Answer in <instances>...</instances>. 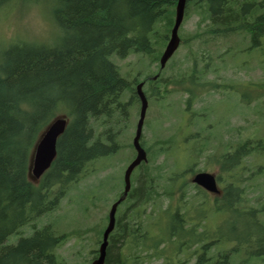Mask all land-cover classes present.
I'll return each instance as SVG.
<instances>
[{
	"label": "trees",
	"instance_id": "trees-1",
	"mask_svg": "<svg viewBox=\"0 0 264 264\" xmlns=\"http://www.w3.org/2000/svg\"><path fill=\"white\" fill-rule=\"evenodd\" d=\"M12 1L0 0V9ZM177 4L178 0H54L52 16L59 31L54 45L21 41L0 51V264H64L57 250L65 237L74 233L58 234L51 216L73 188L107 171L108 161L123 149L124 136L133 124V108L140 102L138 84L143 82V91L149 88L145 95L158 100L166 97L169 85H180L191 97L187 104L192 105V98L198 99L202 92L220 87L232 90L229 84L218 88L212 80H206V74L219 70L206 46H216L218 40L235 35L248 40L236 52L229 48L219 55L223 62L239 51L252 56L262 51L264 0H187L185 16L193 7L200 18L195 34L183 38L193 60L192 70L179 80V76L166 79V70L177 67L175 54L164 69L160 64L175 24ZM193 43L198 44V51ZM132 55L138 56L139 64L134 69L137 73L129 78L118 62ZM154 64L157 70L150 72ZM260 64L264 69V59ZM188 82L193 90L185 87ZM192 114L188 123L182 121L185 129L199 125L195 119L207 121L200 111ZM59 116H65L68 126L58 140L51 168L35 185L29 179L32 154L41 134ZM205 130L204 125L186 135L187 142L197 145V160L201 152L209 149L211 135L204 136ZM155 142L151 148L141 139L148 160L133 175L132 189L117 210L106 264H128L130 259L136 262L143 251L147 254L154 250L151 257H163L160 244L172 241L171 237L182 239L185 233L196 234L199 223L188 214L189 209L207 211V205H212L208 199L211 195L195 184L197 191L190 201L187 192L177 193L185 187L180 180L186 172L178 173L166 161L154 165L159 157L169 155L175 141L168 138ZM249 143L240 144L235 151L228 145L232 181L226 197L212 201L213 209L228 212L230 219L251 217L252 226L246 224L247 234L229 240L236 244L227 245V250L223 248L226 245H219L228 240L221 235L220 227L216 230L219 239L212 241L213 245L202 234L195 240H184L180 248L199 246L192 253L195 264H243L236 258L240 253L246 254L243 258L264 259V223L256 219L258 209L247 207L245 189L236 183L233 170L255 145L263 150L261 142L251 143L253 147ZM210 156L221 170L225 155L218 152ZM98 163L104 164L97 168ZM192 170L193 167L187 173ZM112 180L107 176L99 190L108 191ZM188 224L192 225L187 228ZM104 226L105 222L97 234V244L102 243ZM154 231L162 232L163 240L153 237ZM215 245L216 251L212 252ZM90 253L94 261L99 249Z\"/></svg>",
	"mask_w": 264,
	"mask_h": 264
},
{
	"label": "rangeland",
	"instance_id": "rangeland-1",
	"mask_svg": "<svg viewBox=\"0 0 264 264\" xmlns=\"http://www.w3.org/2000/svg\"><path fill=\"white\" fill-rule=\"evenodd\" d=\"M53 6L54 0H14L1 8L0 51L12 43L21 41L32 44L54 45L58 40L59 31L53 21ZM199 19L193 7L190 9L189 16L184 17L179 30V34L182 37L181 43L173 57L177 67L175 70H166L164 74L166 79L172 78V76H184L185 74L187 76L191 72L193 60L189 56V47L183 44V38H188L195 34ZM246 42L248 40H245L242 36L235 35L226 40H218L216 46L214 43L206 46L212 52L215 64L219 65L217 73L206 74V80H215L217 84H229L232 86V90H238V93L232 92L230 88H219L218 86L219 89L217 91L202 92L199 94L198 99L192 98V105L187 104L191 97L189 93L183 90L182 86L180 92H178V87L173 84L169 85L166 97L160 100L153 97L150 98L149 94H146L149 107L142 140L152 148L156 146L155 141L158 139H174L175 147L172 148L169 155L159 157L154 162V165L166 161L167 165L178 173L186 172L180 180L182 184L185 183V187L179 188L177 193L187 192L190 195L189 201L197 191L193 183V178L197 173L207 172L217 178H221L223 174L220 170V165L210 155H213V153L218 154V152L226 155L229 151L228 145L232 146L230 150L235 151L240 144L246 141L250 142L249 147H253L255 144L252 145L251 143L256 142H261L264 146V69L260 64V61L264 59V45L262 53L258 52L259 55L255 54L252 56L239 51L237 55L233 53L232 56L226 57V62L219 58V55L225 54L229 48L234 49L233 51L236 52ZM193 45L198 51V44L193 43ZM247 59L250 60V63L240 64ZM118 63L122 72L129 78H131L132 74L137 73L134 69L139 64L138 56L132 55ZM223 64H226L225 68H223ZM139 67L145 68V64H140ZM156 70L157 64L150 67V72ZM142 72L144 73L145 71ZM207 72L210 71L208 70ZM185 87L191 88L192 85L188 82ZM146 90H149L148 86L144 87V91ZM191 90H193V87ZM140 110L141 103L139 102L133 108V124L124 136L123 149L117 156L108 161V170L87 178L77 188H73L70 194L61 200L60 205L51 216L53 217V223L58 226V234L74 233L69 238L65 237V240L57 250V254L64 264H91L93 262L92 257H90L91 250L100 248L101 244H97V234L104 222L103 230L107 226L110 207L118 197V192L120 193L123 190L124 172L130 162L136 157V151L134 150L133 152V139L140 117ZM193 111H200L203 116L207 117V121L205 120L206 122L204 121L205 123H203L201 120L195 119V123L199 125H189L185 129L182 126V121L188 123L189 118L194 116L192 114ZM58 118H65V116H59ZM204 125L206 130L203 134L204 136L211 135L210 144L209 149L204 153L201 152L200 158L197 160L194 153V147L197 145L194 144L193 147V142H187L186 135L191 131L200 130L201 126L203 127ZM254 147L255 149L252 150L251 154L245 156L239 165L243 164L254 170L258 167H264V147L263 150L260 146L256 147L255 145ZM33 158L34 152L30 163L29 179L33 184L38 185L41 179L37 180L32 173ZM103 164L98 163L97 168L102 167ZM189 167H193L194 171L187 173V170L190 169ZM107 176L117 178L118 183L116 186L120 187L119 190H116L114 186L108 187V191L104 190L105 188L99 190V186L103 185V181ZM243 182H240V184L245 189L244 199L247 200L245 202L247 207L258 209L256 219H261L264 223V211H259L264 209V174L252 179H246ZM182 184L179 183L178 187ZM218 188L222 191V187L218 186ZM218 197H221L220 194L208 197L212 205H207V211L189 209L188 214L194 216L195 222L199 223L196 234L185 233L182 239L178 236L179 239L177 241L174 237L170 238L172 241L167 239L169 242L160 244L163 257H151L150 253L155 254L154 250L147 253L150 258L145 257L147 254L143 253V251L140 253L137 263L130 259L128 264H167L166 262H170L168 264H195L196 258L192 253L199 246L193 245L192 247L184 246L180 248L181 243L183 244L186 239L195 240L202 234L207 243L213 245L212 241L215 242L219 239L216 233L219 227L221 235L224 234L225 236L223 238H228V240H225V244L221 243L219 245L221 247L226 245L223 248L227 250V245L231 247L236 244L235 241L229 240L234 237H242L244 233L247 234L246 224L249 223L252 226L253 220L248 216H236L230 219L228 212H217L213 209L212 200ZM177 199L179 200V197ZM91 201H94V204ZM191 225L188 224L187 228ZM158 231H154L153 237L163 240L162 232ZM156 233L157 235H155ZM217 246L213 247L212 252L216 251ZM126 250V253H128L129 250ZM243 255L240 253L236 256L243 264H264V259L259 260L253 256L243 258L246 254L243 253Z\"/></svg>",
	"mask_w": 264,
	"mask_h": 264
},
{
	"label": "water",
	"instance_id": "water-1",
	"mask_svg": "<svg viewBox=\"0 0 264 264\" xmlns=\"http://www.w3.org/2000/svg\"><path fill=\"white\" fill-rule=\"evenodd\" d=\"M187 0H178L176 8V19L172 29L170 41L161 57L160 64L161 69H164L168 61L172 58L175 52L178 50L181 39L179 36V30L182 26ZM144 83L141 82L137 86V94L141 103L140 117L137 123L135 137L133 139V146L137 153L136 158L131 162L125 172V190L124 195L115 202L109 211L108 225L103 233L102 243L99 248V255L91 264H106L107 250L109 246V237L115 229L116 213L119 205L126 199L128 193L131 190V175L134 170L142 163L147 162V152L142 147L141 139L143 134V128L147 116L149 107L148 99L143 91ZM68 126L66 118L55 119L49 127L46 128L42 137L38 140V143L34 150L33 168L32 173L37 180H40L43 175L51 168L56 156H57V143L59 138L64 134ZM193 183L204 190L218 194L220 192L216 177L207 172H199L193 178Z\"/></svg>",
	"mask_w": 264,
	"mask_h": 264
},
{
	"label": "flooded vegetation",
	"instance_id": "flooded-vegetation-1",
	"mask_svg": "<svg viewBox=\"0 0 264 264\" xmlns=\"http://www.w3.org/2000/svg\"><path fill=\"white\" fill-rule=\"evenodd\" d=\"M180 79V76L178 77V80ZM212 83H214L216 86H218V85H223V84H217V82H215V80L213 81H211ZM180 88H181V86L180 85H178V92H180ZM215 91H217V90H215ZM236 92L238 93V90H236ZM193 102V101H192ZM188 103V102H187ZM136 155H137V153H136ZM117 156V155H116ZM136 158V157H135ZM134 158V159H135ZM227 158H228V152H227V154L225 155V158H224V161H223V163H222V168H221V170H222V176H221V178L219 179V178H217L216 177V180H217V183H218V186H220V187H222V191L220 190V192L218 193V194H215V193H211V192H208V191H206L207 193H209L210 195H219L220 194V196L223 198V197H226V192H227V187H228V183L230 182V181H232V175L230 174V171H229V169H228V160H227ZM133 159V160H134ZM132 160V161H133ZM131 161V162H132ZM131 162H130V164H131ZM144 163H146V162H144ZM129 164V165H130ZM128 165V166H129ZM142 165V164H141ZM140 165V166H141ZM128 166H127V168H128ZM140 166H138L135 170H134V172L132 173V175H131V189H132V185H133V182H132V179H133V175L138 171V169H139V167ZM127 168H126V170H127ZM126 170H125V172H126ZM233 170H235V172H236V175H237V178H236V183L238 184V186L240 185V182H243V181H245L246 179H252V178H255L256 176H259V175H262V174H264V167H258L256 170H254L253 168H249V167H246V166H244L243 164L242 165H238V166H236V168H234ZM125 172H124V176H125ZM112 181H109V187H115V189L116 190H119L120 189V187H117L116 186V184L118 183L117 182V178H113V176H112ZM219 180H221V182H219ZM114 181V182H113ZM244 183V182H243ZM122 185V184H121ZM197 186V185H196ZM197 187H199V186H197ZM199 188H201V187H199ZM201 189H203V188H201ZM124 190H125V179L123 178V190L119 193L118 192V197L117 196H115V197H117L116 199H115V201L113 202V204L115 203V202H117L123 195H124ZM242 190H244V188H243V186H242ZM131 191V190H130ZM128 195H129V193H128ZM127 195V196H128ZM127 198V197H126ZM112 204V205H113ZM111 205V206H112ZM121 205V204H120ZM119 205V206H120ZM119 208V207H118ZM110 209H111V207H110ZM109 215V214H108ZM116 223H117V213H116ZM107 225H108V223H107ZM107 227V226H106ZM115 228H116V224H115ZM106 229V228H105ZM105 231V230H104ZM114 231H115V229H114ZM113 231V232H114ZM113 234V233H112Z\"/></svg>",
	"mask_w": 264,
	"mask_h": 264
},
{
	"label": "bare ground",
	"instance_id": "bare-ground-1",
	"mask_svg": "<svg viewBox=\"0 0 264 264\" xmlns=\"http://www.w3.org/2000/svg\"><path fill=\"white\" fill-rule=\"evenodd\" d=\"M123 202H124V201H123ZM123 202H122V203H123ZM117 210H118V209H117Z\"/></svg>",
	"mask_w": 264,
	"mask_h": 264
}]
</instances>
